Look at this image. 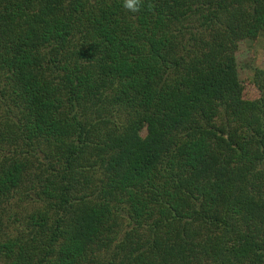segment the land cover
I'll list each match as a JSON object with an SVG mask.
<instances>
[{
    "label": "trees",
    "instance_id": "obj_1",
    "mask_svg": "<svg viewBox=\"0 0 264 264\" xmlns=\"http://www.w3.org/2000/svg\"><path fill=\"white\" fill-rule=\"evenodd\" d=\"M262 32L264 0H0V264H264Z\"/></svg>",
    "mask_w": 264,
    "mask_h": 264
},
{
    "label": "rangeland",
    "instance_id": "obj_2",
    "mask_svg": "<svg viewBox=\"0 0 264 264\" xmlns=\"http://www.w3.org/2000/svg\"><path fill=\"white\" fill-rule=\"evenodd\" d=\"M239 75L247 80L257 67L264 68V32L256 40H244L238 51Z\"/></svg>",
    "mask_w": 264,
    "mask_h": 264
},
{
    "label": "clouds",
    "instance_id": "obj_3",
    "mask_svg": "<svg viewBox=\"0 0 264 264\" xmlns=\"http://www.w3.org/2000/svg\"><path fill=\"white\" fill-rule=\"evenodd\" d=\"M143 0H123V7L132 12H137L142 6ZM150 7V5H149Z\"/></svg>",
    "mask_w": 264,
    "mask_h": 264
}]
</instances>
